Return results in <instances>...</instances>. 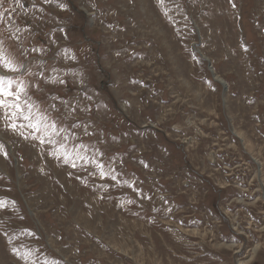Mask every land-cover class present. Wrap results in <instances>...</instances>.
Listing matches in <instances>:
<instances>
[{"label": "rangeland", "instance_id": "374dc122", "mask_svg": "<svg viewBox=\"0 0 264 264\" xmlns=\"http://www.w3.org/2000/svg\"><path fill=\"white\" fill-rule=\"evenodd\" d=\"M0 54L66 137L0 112V264H264V0H0Z\"/></svg>", "mask_w": 264, "mask_h": 264}, {"label": "snow or ice", "instance_id": "6c2138e0", "mask_svg": "<svg viewBox=\"0 0 264 264\" xmlns=\"http://www.w3.org/2000/svg\"><path fill=\"white\" fill-rule=\"evenodd\" d=\"M163 2L164 0H160V3ZM0 67L10 72H19L23 65L18 68L11 59L0 54ZM21 97L22 90L19 88L14 89L12 81L6 80L5 77L0 76V112H2L4 118L8 120V126L13 131H19L21 135L24 134V130H28L29 135H31L33 139L39 140L41 144H63L66 141V137H60L59 140L53 139V136H59V129L55 127V123L49 122L43 116H34L30 109L26 110V106L21 103ZM61 115L64 116V114ZM64 118L67 117L64 116ZM27 138L28 137L25 136V139ZM0 151H2V147H0ZM57 158H63L64 162L66 164L70 163L73 168L76 167L77 158L82 162H86L84 157H79L78 155L73 157L66 151L63 154L57 155ZM98 167L100 169V175L104 177L103 165H98ZM112 180H116L115 175H112Z\"/></svg>", "mask_w": 264, "mask_h": 264}, {"label": "bare ground", "instance_id": "6f19581e", "mask_svg": "<svg viewBox=\"0 0 264 264\" xmlns=\"http://www.w3.org/2000/svg\"><path fill=\"white\" fill-rule=\"evenodd\" d=\"M225 82V81H224Z\"/></svg>", "mask_w": 264, "mask_h": 264}]
</instances>
